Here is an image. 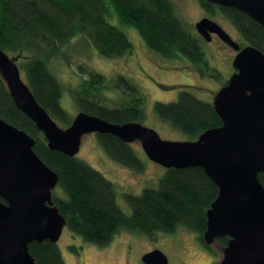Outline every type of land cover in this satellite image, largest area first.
I'll list each match as a JSON object with an SVG mask.
<instances>
[{
    "label": "trees",
    "instance_id": "obj_1",
    "mask_svg": "<svg viewBox=\"0 0 264 264\" xmlns=\"http://www.w3.org/2000/svg\"><path fill=\"white\" fill-rule=\"evenodd\" d=\"M198 1L212 17L221 14L227 18L245 45L253 44L264 52L261 23L241 10ZM123 26L137 29L148 47L165 58L186 57L197 65L208 63L201 35L185 23L173 0H0V47L17 59L38 101L63 127L76 115L72 117L62 106L65 86L56 71L58 61L69 63L70 48L78 39L106 58L132 54L134 43ZM84 73L87 77L72 91L78 113L84 111L115 123L146 118L145 95L131 78L117 74L108 79L93 69ZM105 90H119L122 97L111 106L105 101ZM154 109L159 119L190 139L222 124L213 100H202L188 90L181 91L175 101L156 102ZM0 116L36 139L35 151L59 175L57 187L62 193L54 190L53 200L66 217V226L84 240L107 246L123 229L154 239L159 233H174L182 227L198 233L201 242L210 247L203 235L207 212L219 188L203 168H166L158 187L125 194L132 208L129 214L118 204L113 181L77 155L48 146L34 121L16 107L1 74ZM97 137L114 160L137 171L145 170L146 164L133 144L110 133ZM259 179L264 185V173ZM228 240L217 239L221 247ZM30 251L38 264H67L58 244L48 239L30 243Z\"/></svg>",
    "mask_w": 264,
    "mask_h": 264
},
{
    "label": "water",
    "instance_id": "obj_2",
    "mask_svg": "<svg viewBox=\"0 0 264 264\" xmlns=\"http://www.w3.org/2000/svg\"><path fill=\"white\" fill-rule=\"evenodd\" d=\"M243 11L264 26V0H207ZM196 30L207 41L217 33L232 48L235 72L214 96L222 124L196 139L169 140L141 121L115 123L80 111L62 127L38 101L17 59L0 47V74L16 107L47 139L52 150L76 156L88 133L138 142L153 161L169 168L201 167L219 188L207 212L203 238L213 246L228 237L222 260L214 264H264V52L242 46L217 21L204 17ZM36 139L0 116V264H38L30 243H58L66 217L53 200L59 175L35 151ZM146 264H168L160 249L146 252Z\"/></svg>",
    "mask_w": 264,
    "mask_h": 264
},
{
    "label": "rangeland",
    "instance_id": "obj_3",
    "mask_svg": "<svg viewBox=\"0 0 264 264\" xmlns=\"http://www.w3.org/2000/svg\"><path fill=\"white\" fill-rule=\"evenodd\" d=\"M173 1L193 32L198 33L196 23L209 16L218 21L241 45L246 44L227 18L221 14L212 17L203 10L198 0ZM123 28L134 43L132 54L106 58L92 45L78 39L70 48L72 56L69 63L58 61L56 71L65 86L62 106L72 117L77 115L79 109L72 91L81 83L82 78L87 77L85 69L103 73L108 79L122 74L131 78L145 95L143 107L147 116L142 121L144 125L156 129L164 139H190L187 134L156 116V102L175 101L183 90L192 92L202 100L212 101L236 70L233 63L235 52L224 44L219 46L201 36L208 63L197 65L186 57L165 58L148 47L137 29L131 26ZM22 76L24 78V74ZM104 95L106 103L111 106L122 97L119 90H105ZM133 146L146 164L144 171L134 170L114 160L103 148L96 133L83 136L81 149L77 154V157L116 184L118 204L129 214L132 213V208L125 194H140L146 187H158L166 172V167L151 160L138 142L133 143ZM55 192L62 193L61 187H56ZM57 244L67 264H146L142 257L153 249L164 251L169 258L168 264H214L223 257V247L219 241L207 247L199 239L198 233L182 227L174 233H159L154 239L141 232L123 229L110 244L98 246L65 226Z\"/></svg>",
    "mask_w": 264,
    "mask_h": 264
},
{
    "label": "flooded vegetation",
    "instance_id": "obj_4",
    "mask_svg": "<svg viewBox=\"0 0 264 264\" xmlns=\"http://www.w3.org/2000/svg\"><path fill=\"white\" fill-rule=\"evenodd\" d=\"M209 17V16H208ZM204 18V17H203ZM199 34V33H198ZM200 35V34H199ZM212 39L210 42L214 41V43H217L219 46H223L226 45L228 47H230V49L232 48L227 42H225L217 33H212ZM233 51L235 52V55L238 53V50L232 48ZM219 52V51H218ZM235 57V56H234ZM228 82V81H227ZM226 82V83H227Z\"/></svg>",
    "mask_w": 264,
    "mask_h": 264
}]
</instances>
